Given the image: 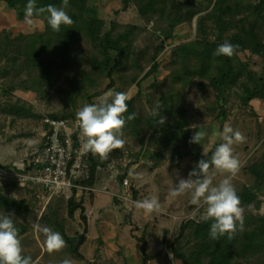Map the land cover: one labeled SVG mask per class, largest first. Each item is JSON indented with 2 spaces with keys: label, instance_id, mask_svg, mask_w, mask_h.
<instances>
[{
  "label": "rangeland",
  "instance_id": "rangeland-1",
  "mask_svg": "<svg viewBox=\"0 0 264 264\" xmlns=\"http://www.w3.org/2000/svg\"><path fill=\"white\" fill-rule=\"evenodd\" d=\"M196 1L199 2L202 10L200 16L207 20L209 14L210 18H214L212 12L214 0ZM230 2L234 8L233 13L227 16L229 19L227 21L231 23L229 32L239 33L248 42L246 48L239 51L241 58L246 61L250 52L255 49L251 45V36L256 33L264 42V13L254 10V0H229ZM35 3L37 8L47 6L37 0ZM88 13L99 16L103 21L112 17L123 22L141 21L135 6L130 4L124 7L122 0H88ZM196 18L197 16L191 23L185 21L175 27L173 35L166 39L165 47L159 56L160 64L155 73L141 80L139 84L131 85L127 91L130 96L137 95L136 113L142 119L141 133L125 120L122 138L126 143L123 148L112 150L109 157L103 160L97 154L89 152L86 159L88 163L86 174L76 181L77 186H75L76 196H84L86 204L83 211L86 216V240L80 246L83 258L73 256L63 248L49 253L46 243L40 236L39 220L48 204L57 205L66 212L67 225L71 230L83 231L84 219L81 217V209L79 208L73 216L67 215L69 196L49 194L36 185H20L15 178L0 176V215H9L12 219L18 229L21 254L30 257L32 264H61L65 259L71 260L72 264H137L142 259L140 246L144 240L146 251L150 254L148 264H181L173 255L171 242L178 234L182 221L189 218L196 220L204 218L207 205L203 200L199 205L191 203V191L175 197L170 191L180 178H188V173L200 159L208 152H214L213 148L216 145L223 143L217 138L209 149L208 136L200 144L189 143L194 132L204 131L210 135L214 131L222 132L226 124L234 131L243 133L246 138L243 143L232 145L233 155L240 162L239 171L232 176L216 169L211 164V156L207 160L210 164L208 175L212 176L214 186L223 179L230 178L237 193H242L244 188H247L254 194V199L250 203L240 205L243 213H264V180L261 183L257 182L254 175L246 168L264 148L262 142L264 91L263 95L253 94L247 99L253 93L257 82L253 74L243 69L239 79L235 82L229 81L225 99L219 100L212 92L206 73L197 60L190 63L194 73L191 70L183 73L175 70L173 49L194 38L197 28ZM47 24L48 21H45V29L41 33V45L33 55L48 39L52 41L53 46L57 43L54 32H49L48 36ZM60 28L65 30L64 25ZM144 38L140 37V44H144ZM253 68L259 70V64H254ZM12 77H15L14 70L10 62L4 59V50L0 42V166H12L17 170V164L23 158V151L41 144L42 133L47 127L44 119L52 116L50 113L61 111L64 105L60 94L56 91L42 97L39 92L28 89L17 81L10 88ZM188 79L192 80L191 84ZM153 81L155 86H149ZM118 82L123 84L121 80ZM108 91L117 92L115 88H111L104 93ZM104 93L92 100L85 97L79 100L78 111L68 117L70 122L83 106L92 104L93 101L97 103L98 98ZM162 94L176 96L174 101L176 107L179 105L178 107L186 111L185 114L180 115L184 117H180L179 122L183 123L186 118L189 125L178 131L175 140L180 147V153L175 154L174 149L171 148L175 125L171 122L173 117L170 114H161L165 117L166 124L153 123L149 127L145 123V118L150 116L158 97ZM218 101L220 104H217ZM211 104L215 107L210 110ZM164 130L167 131L164 134L166 139L160 136V139L155 140L152 145L148 143L150 135L154 132L162 133ZM90 155L95 157L99 166L94 184L86 183L89 179ZM179 156H181L180 160H178ZM126 177L128 186L123 183ZM7 196L23 201L22 207L6 200ZM151 197L157 198L160 205L158 211L146 214L143 209L136 207L137 202ZM28 204L33 207L32 211L35 215L32 217L34 220L32 228L25 230L24 223L31 216L23 212L24 206Z\"/></svg>",
  "mask_w": 264,
  "mask_h": 264
},
{
  "label": "trees",
  "instance_id": "trees-1",
  "mask_svg": "<svg viewBox=\"0 0 264 264\" xmlns=\"http://www.w3.org/2000/svg\"><path fill=\"white\" fill-rule=\"evenodd\" d=\"M37 1L45 5H55L57 8L62 6V0ZM254 1V10L264 13V0ZM11 2L13 3V0ZM122 2L124 7L130 4L135 6L140 22H123L116 17L103 21L99 16L88 13V0H68L64 10L74 21L73 24L64 25L65 30L60 28L58 32L53 31L47 24L48 36L49 32H54L57 43L53 46L51 40H46L43 47L32 57L11 53L6 48L9 38L7 32L5 39L7 42L3 43L4 59L10 62L15 76L11 78L9 87L11 88L16 81L21 82L26 88L39 92L42 97L56 91L61 96L64 108L50 115L68 118L76 114L80 106L79 100L82 98L92 100L111 88H115L117 92L127 93L131 85L139 84L141 80L153 75L160 64L159 56L165 47L166 39L173 35L178 24L185 21L191 23L197 16L194 38L173 49L175 70L180 73L191 70L194 73L190 63L197 60L206 73V79L216 99L221 100L225 99L229 81L235 82L241 77L243 69H246V72L254 75L257 82L253 93L247 99L253 94L263 95L264 42L254 33L250 39L255 49L250 52L248 60L244 61L241 58L239 51L245 49L248 42L239 33L229 32L231 23L227 21L229 20L227 16L233 13L234 8L229 0H214L212 11L214 18H210L208 14L207 20L200 16L202 10L196 0H122ZM140 37H145L144 44L139 43ZM225 41L236 46L234 54L231 57L214 55L216 48ZM254 64H259V70L253 68ZM119 80L123 81V84H119ZM187 81L192 83V80ZM149 86H155V82ZM175 97L162 94L157 101L161 104L159 110L161 114H170L173 117L171 122L175 125V136L171 148L176 154L180 153V147L175 141L176 134L189 123L186 118L183 123L179 122L180 117H184L180 115L186 111L178 107L179 105L176 107ZM136 100L137 95L130 96L126 101L127 111L123 118L127 120V124H131L141 133L142 119L136 113ZM218 103L220 104L219 101ZM214 107L215 105L211 104L210 110ZM133 114L135 118L128 120L127 117ZM156 119L158 117L150 115L145 118V123L150 127ZM165 133L166 130L162 133L154 132L150 135L148 143L152 145L160 136L166 139ZM212 153L208 152L202 159L207 161ZM180 158L181 156L178 160ZM96 161L94 156H89V179L86 183H95L99 167ZM246 168L257 182L261 183L264 180V148ZM243 191L237 193L240 205L248 204L254 199V194L249 189L244 188ZM5 198L12 204H19L22 207L23 201L13 196ZM85 206L84 196L77 197L74 188L67 200L66 211L68 216H73L79 208L81 209L84 229L80 232L71 230L67 225L66 212L57 205L48 204L39 220L41 233L39 234L43 241L45 242L46 237L42 229L51 228L54 232L60 233L65 240L64 250L73 256L83 258L80 246L86 240V216L83 214ZM32 208L30 204L24 206L23 212L31 215L24 223L25 230L31 229L34 223L32 217L35 212L33 215ZM213 222L212 219L204 218L200 220L189 218L182 221L178 234L171 242L173 255L181 264H264V213L244 212L242 229L238 224L237 231L231 238L225 233L218 240H212L209 231ZM145 243L144 240L140 246L142 259L137 264H148L150 254L146 251Z\"/></svg>",
  "mask_w": 264,
  "mask_h": 264
},
{
  "label": "clouds",
  "instance_id": "clouds-1",
  "mask_svg": "<svg viewBox=\"0 0 264 264\" xmlns=\"http://www.w3.org/2000/svg\"><path fill=\"white\" fill-rule=\"evenodd\" d=\"M67 5L68 0H62L60 8L51 4L37 8L35 0H28L25 7V19L28 23H32L31 17L34 12H47L49 14L48 24L53 31L58 32L61 25L70 26L74 22L64 10ZM235 48V45L225 41L216 48L214 55L231 57ZM110 98L111 102H109ZM129 99L128 93L108 91L98 98L97 103L85 105L79 110L77 113L78 126L86 137V142L83 144L85 152L97 154L103 160L109 157L112 150L124 147L126 141L122 138V129L125 125L123 114L127 111L126 101ZM160 108L161 104L157 101L150 115L158 117L155 123L163 125L165 117L161 115ZM134 118V114L127 117L128 120ZM206 136L209 140V149L217 138L223 141L216 146L212 153L211 164L216 169L234 176L239 171L240 162L233 155L232 145L243 143L246 139L244 134L238 130L234 131L230 125L226 124L222 132L214 131L210 135L204 131H195L189 143L200 144ZM209 167L208 161L200 159L188 173V178H180L171 189L170 194L175 197L191 191V203L199 205L203 200V203L207 205L204 219L214 221L210 225V238L218 240L225 233L231 238L237 231L238 224L241 229L243 226L241 202L230 178H225L218 185H213V178L208 175ZM136 207L143 209L146 214H151L158 211L160 205L156 197H151L137 202ZM42 231L46 237V249L49 253L59 251L65 246L66 242L60 233L54 232L48 227H44ZM21 253L18 229L14 226L9 215H0V264H32L31 258L24 257ZM61 264H72V261L65 259Z\"/></svg>",
  "mask_w": 264,
  "mask_h": 264
},
{
  "label": "built area",
  "instance_id": "built-area-1",
  "mask_svg": "<svg viewBox=\"0 0 264 264\" xmlns=\"http://www.w3.org/2000/svg\"><path fill=\"white\" fill-rule=\"evenodd\" d=\"M48 128L42 133L38 147L23 151V158L14 167L0 166V176L15 178L18 184H33L49 194L70 196L76 181L86 174L89 152L83 144L86 137L78 126L77 116L70 122L68 118L47 116ZM125 186L129 185L124 178Z\"/></svg>",
  "mask_w": 264,
  "mask_h": 264
},
{
  "label": "crops",
  "instance_id": "crops-1",
  "mask_svg": "<svg viewBox=\"0 0 264 264\" xmlns=\"http://www.w3.org/2000/svg\"><path fill=\"white\" fill-rule=\"evenodd\" d=\"M11 1L0 0V42L2 46L4 42H7L5 39L8 32L6 48L11 53H20L23 56L33 55L41 45V33L45 29V21H48L49 14L34 12L31 17L32 23H28L25 19V7L28 0H13L14 4Z\"/></svg>",
  "mask_w": 264,
  "mask_h": 264
}]
</instances>
